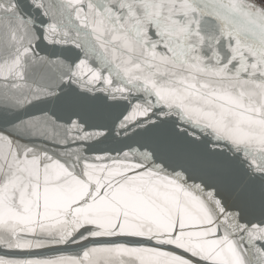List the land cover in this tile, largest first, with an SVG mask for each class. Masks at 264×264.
Returning a JSON list of instances; mask_svg holds the SVG:
<instances>
[{
	"label": "snow or ice",
	"instance_id": "snow-or-ice-1",
	"mask_svg": "<svg viewBox=\"0 0 264 264\" xmlns=\"http://www.w3.org/2000/svg\"><path fill=\"white\" fill-rule=\"evenodd\" d=\"M0 264H264V0H0Z\"/></svg>",
	"mask_w": 264,
	"mask_h": 264
}]
</instances>
